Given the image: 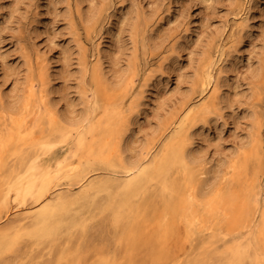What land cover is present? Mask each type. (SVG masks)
<instances>
[{
	"label": "bare ground",
	"instance_id": "6f19581e",
	"mask_svg": "<svg viewBox=\"0 0 264 264\" xmlns=\"http://www.w3.org/2000/svg\"><path fill=\"white\" fill-rule=\"evenodd\" d=\"M75 44L79 50V114L68 102L58 110L56 101L51 100L44 57L36 52L35 70L33 58L21 45L26 69L21 89L11 88L16 96H9L8 102L0 95V219L12 208L22 209L18 221L0 234V249L15 248L25 234L36 239L35 245L57 241L63 229L77 228L76 234L83 235L96 214L93 210H108L110 223L119 232L113 239L124 245L130 264L132 251L144 244L152 260L170 257L171 264H213L215 256L217 264H264V155L261 115L256 108L251 107L247 143L239 142L213 170L198 163L192 131L219 112V100H224L218 89L220 76L212 75V60L205 57L193 80L203 91L208 89L207 95L183 107L167 128L163 124L162 140L154 152V138L150 137L137 152L131 124L137 119L144 87L154 77L151 70L144 68L141 88L133 92L139 71L136 55L121 71L112 73L109 81L100 57L89 66L85 46ZM252 88L259 96L258 85ZM43 122L47 125L45 135L40 130ZM14 156L15 162L7 167V159ZM249 160L254 163L250 174ZM179 223L190 247L175 256L163 247ZM22 225L28 231L18 229ZM12 230L16 236L7 234ZM83 243L77 244L81 247ZM181 255L184 263L179 261ZM61 258L66 264L82 259L69 248L61 252ZM92 264L121 263L115 254H102Z\"/></svg>",
	"mask_w": 264,
	"mask_h": 264
},
{
	"label": "rangeland",
	"instance_id": "374dc122",
	"mask_svg": "<svg viewBox=\"0 0 264 264\" xmlns=\"http://www.w3.org/2000/svg\"><path fill=\"white\" fill-rule=\"evenodd\" d=\"M137 27L139 30L135 31ZM75 41L77 46H85L89 66L100 57L103 74L109 81L112 73L121 71L136 55L139 71L134 77L133 92L141 88L144 68L151 70L154 77L144 87L137 119L131 124L137 152L149 137L154 138L151 151L154 152L162 140L160 134L178 117L181 109L205 96L208 89L203 91V86L193 79H196L194 74L199 63L209 57L212 75L220 76L218 89L224 100H219L221 112H214L210 115L211 121L197 125L192 131V146L200 158L198 163L213 170L224 163L241 142H248L251 107L261 115L264 155V0H0V95L4 96L3 101L16 96L11 88L21 89L26 71L22 66L23 51L33 58L35 70V55L39 52L47 64L53 91L51 100L56 101L59 111L72 103L79 114L82 108L76 87L79 50L74 46ZM254 84L259 87V96L251 91ZM76 103L80 104V109ZM171 127L165 131L166 135ZM46 128L43 122L42 135ZM128 142L129 139L127 145ZM7 160L8 167L16 156ZM90 164L100 167L95 161ZM253 164L252 160L247 162L248 174ZM263 183L264 180L262 189ZM21 210L12 208L7 217L2 216L0 234L18 221ZM93 214L83 235L78 231L76 234L77 228L68 232L63 229L57 241L37 245L35 238L23 235L15 248L0 249V264H66V259H60V255L67 248L82 257L73 264H92L102 254H115L121 264H130L124 245L115 240L119 232L112 227L108 210H93ZM20 227L18 229H29L24 225ZM182 229L179 223L163 247L175 256L190 247V242L183 239ZM7 234L15 235V232ZM83 241L82 246H78ZM148 248L144 244L134 249L131 264L172 263L170 257L152 260ZM181 256L179 261L184 263L185 257ZM216 258L213 257L212 262L217 264Z\"/></svg>",
	"mask_w": 264,
	"mask_h": 264
}]
</instances>
